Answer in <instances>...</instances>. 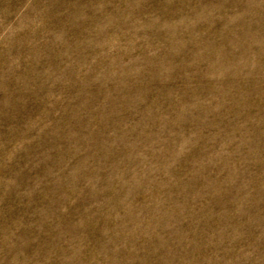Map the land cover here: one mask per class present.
Segmentation results:
<instances>
[{"label":"rangeland","instance_id":"rangeland-1","mask_svg":"<svg viewBox=\"0 0 264 264\" xmlns=\"http://www.w3.org/2000/svg\"><path fill=\"white\" fill-rule=\"evenodd\" d=\"M0 264H264V0H0Z\"/></svg>","mask_w":264,"mask_h":264}]
</instances>
